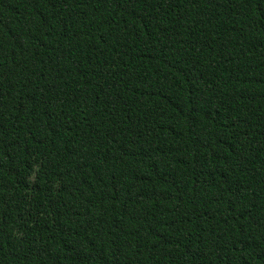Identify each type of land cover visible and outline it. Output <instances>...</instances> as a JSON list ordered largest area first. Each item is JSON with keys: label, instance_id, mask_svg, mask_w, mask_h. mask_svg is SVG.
Segmentation results:
<instances>
[{"label": "trees", "instance_id": "16d2710c", "mask_svg": "<svg viewBox=\"0 0 264 264\" xmlns=\"http://www.w3.org/2000/svg\"><path fill=\"white\" fill-rule=\"evenodd\" d=\"M0 264H264V0H0Z\"/></svg>", "mask_w": 264, "mask_h": 264}]
</instances>
